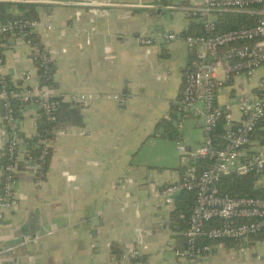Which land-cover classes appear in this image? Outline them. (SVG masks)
Segmentation results:
<instances>
[{
    "label": "crops",
    "instance_id": "0c3cea01",
    "mask_svg": "<svg viewBox=\"0 0 264 264\" xmlns=\"http://www.w3.org/2000/svg\"><path fill=\"white\" fill-rule=\"evenodd\" d=\"M61 1L34 2L40 19L54 25L39 30L55 58L58 110L52 156L43 180L24 160L17 165L20 204L0 219V264L6 258L1 251L11 245L10 259L18 258L16 264H188L178 252L185 248L188 225L178 220L176 202L167 204L162 196V189L177 182L186 167L172 144L184 142L182 133L173 139L154 132L182 96L192 54L184 41L143 45L137 37L197 33L201 26L181 10L164 7L186 0ZM110 2L117 5L106 4ZM10 11L19 12L15 6ZM0 41L11 79L34 71L24 38L5 35ZM263 75L264 67L247 80L235 78L233 87L220 90L219 102L239 92L253 95ZM126 88L131 97L122 107ZM72 94L87 97L71 100ZM2 114L0 106V159L6 142ZM190 114L178 112L175 126L180 128L181 117ZM194 114L203 129L202 116ZM18 115L22 135L30 138L39 108L19 106ZM203 136L204 129L198 146ZM262 146L258 139L252 145ZM260 175L258 184L264 186V173ZM28 225L36 237L23 242L17 232ZM210 243L201 264H264V232ZM133 250L140 254L124 256Z\"/></svg>",
    "mask_w": 264,
    "mask_h": 264
},
{
    "label": "built area",
    "instance_id": "2783aa9c",
    "mask_svg": "<svg viewBox=\"0 0 264 264\" xmlns=\"http://www.w3.org/2000/svg\"><path fill=\"white\" fill-rule=\"evenodd\" d=\"M12 1L44 4L65 2ZM106 4L117 5L112 2ZM164 7L181 10L202 29L197 33L169 31L137 37L143 45H152L158 40L184 41L192 54L177 105L179 113L193 111L202 115L204 136L201 144L191 150L181 141L178 142V150L186 160V167L177 182L167 184L162 189V196L167 204L172 205L183 191L195 193L196 203L185 232V248L178 252L188 264H201L211 250L208 239L243 240L264 231V197L232 195L222 192L219 186L224 174L264 173V146L259 149L252 147L256 139L264 141V75L253 95L239 92L225 103L219 102L220 90L233 87L235 78L247 80L264 67V0H186L185 3ZM227 13L246 14L254 23L220 31L217 20ZM41 26L48 30L54 28L52 23H44L40 18L0 19V34L24 38L30 46V56L35 66L34 71L25 70L13 80L5 72L3 59L0 58V106L6 139L4 156L8 155L11 159L1 167L0 219L20 204L15 193L18 163L21 160L27 162L37 179L43 180L52 156L56 130L42 134L37 122L36 131L27 140L21 133L18 115L19 106L30 104L39 108L40 118L53 123L57 121L55 58L52 49L41 40ZM29 34L33 36L28 37ZM219 69H222L223 76H219ZM86 97V94H72L70 99ZM198 102L202 104L201 109L195 107ZM235 108L237 116L234 114ZM222 122L223 133L219 135L218 144L215 135ZM29 139L36 140L33 148H39L37 154L31 153ZM139 254V250H133L124 256L134 258Z\"/></svg>",
    "mask_w": 264,
    "mask_h": 264
},
{
    "label": "trees",
    "instance_id": "16d2710c",
    "mask_svg": "<svg viewBox=\"0 0 264 264\" xmlns=\"http://www.w3.org/2000/svg\"><path fill=\"white\" fill-rule=\"evenodd\" d=\"M18 9V13L10 11L12 7ZM15 18H23L30 20H37L40 18L39 10L37 5L29 2H10L2 1L0 2V19L7 21ZM254 21L246 14L241 13H227L221 15L217 20L218 30L225 31L241 26H247L253 24ZM10 35V34H5ZM0 34L1 36H5ZM33 34H29L28 37H32ZM1 42V41H0ZM4 48L0 44V58L3 56ZM178 105H173L169 115L164 116L157 124L155 128V134H160L164 137H170L176 139L180 136L178 128L175 126L174 122L179 118ZM56 123L47 121L46 118L41 117L38 120V130L44 134L45 132H51L55 130ZM223 133V122L220 125L217 134L215 135L216 142L219 144V135ZM53 135V134H52ZM54 136V135H53ZM35 139H29V144H31V153L37 154L39 148H33ZM11 159L8 155L3 156L0 159L2 165L8 163ZM261 173H249L244 175L239 174H224L220 180V189L222 192L230 193L232 195H250L255 197H264V186H260L258 181L260 179ZM176 216L181 222L187 223L189 225V218L191 212L196 203V197L194 192L183 191L176 199ZM188 228V227H187ZM187 230V229H186ZM186 232V231H185ZM264 232V231H263ZM260 232L259 234L263 233ZM252 235V236H257ZM251 237V236H250ZM242 241V239L228 238L220 241ZM208 242L211 240L208 239Z\"/></svg>",
    "mask_w": 264,
    "mask_h": 264
},
{
    "label": "rangeland",
    "instance_id": "374dc122",
    "mask_svg": "<svg viewBox=\"0 0 264 264\" xmlns=\"http://www.w3.org/2000/svg\"><path fill=\"white\" fill-rule=\"evenodd\" d=\"M219 76H223L222 69L218 70ZM195 107L200 108L202 107V104L200 102L195 104ZM195 112H191L189 116H182L181 117V127L178 128V130L181 131L182 137H183V144H190L194 147L198 146L199 140L202 138L203 135V129L197 125V118L195 117ZM201 115V114H200ZM202 116V115H201ZM178 141V140H177ZM169 142V141H167ZM176 156L179 159V154L177 153V142L176 140H173ZM264 179V176H263Z\"/></svg>",
    "mask_w": 264,
    "mask_h": 264
},
{
    "label": "water",
    "instance_id": "95a60500",
    "mask_svg": "<svg viewBox=\"0 0 264 264\" xmlns=\"http://www.w3.org/2000/svg\"><path fill=\"white\" fill-rule=\"evenodd\" d=\"M123 94H124V99L121 100V103H122V107H126L125 101L127 99H129L128 97H131V96H130L127 88L124 89ZM17 233L21 237V240L23 242H25L26 238L30 237V238L34 239L36 237V231L31 229V227L29 225H28V227H26L25 230H19ZM1 252H2L1 254L6 255V258L2 259L1 264H16V263H18V258L15 257V258L10 259L11 255L14 252V247L12 245L7 246V248L2 250Z\"/></svg>",
    "mask_w": 264,
    "mask_h": 264
}]
</instances>
